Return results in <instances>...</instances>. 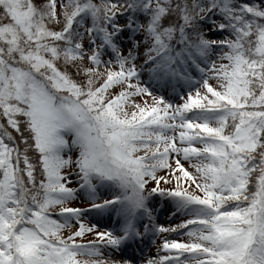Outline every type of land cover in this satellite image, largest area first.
<instances>
[{"label":"snow or ice","instance_id":"1","mask_svg":"<svg viewBox=\"0 0 264 264\" xmlns=\"http://www.w3.org/2000/svg\"><path fill=\"white\" fill-rule=\"evenodd\" d=\"M0 264H264V0H0Z\"/></svg>","mask_w":264,"mask_h":264},{"label":"rangeland","instance_id":"2","mask_svg":"<svg viewBox=\"0 0 264 264\" xmlns=\"http://www.w3.org/2000/svg\"><path fill=\"white\" fill-rule=\"evenodd\" d=\"M159 200L162 201L160 197L156 198V201H155V203L159 205V207L157 208V211L155 213L156 222L165 225V227H167L170 224L177 223V219L167 218V217H169V213L171 212V208L168 209L169 211H167V207L170 206V201H163L164 203L162 204V202H160ZM101 222H103V221L101 220ZM104 225H103V227H104ZM164 235H165L164 233L158 234L155 238V243H153L152 237H148V248H147V251L143 255H145L146 257L156 255L157 245L161 244V237ZM168 238L169 239H185V240H187L186 236H181L179 233H176L175 235H169ZM161 252L164 255L168 254L165 250L161 249L159 251V255L162 254Z\"/></svg>","mask_w":264,"mask_h":264}]
</instances>
